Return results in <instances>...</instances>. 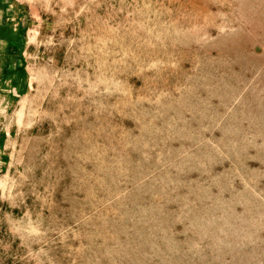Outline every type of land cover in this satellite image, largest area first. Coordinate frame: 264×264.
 <instances>
[{
    "label": "rangeland",
    "instance_id": "1",
    "mask_svg": "<svg viewBox=\"0 0 264 264\" xmlns=\"http://www.w3.org/2000/svg\"><path fill=\"white\" fill-rule=\"evenodd\" d=\"M0 264H264V0H0Z\"/></svg>",
    "mask_w": 264,
    "mask_h": 264
}]
</instances>
